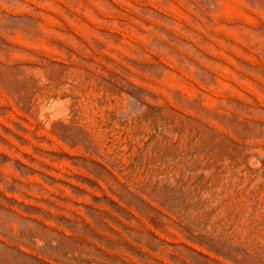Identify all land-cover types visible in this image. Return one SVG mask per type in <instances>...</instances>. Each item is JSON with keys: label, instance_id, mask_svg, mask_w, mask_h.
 I'll use <instances>...</instances> for the list:
<instances>
[{"label": "rangeland", "instance_id": "374dc122", "mask_svg": "<svg viewBox=\"0 0 264 264\" xmlns=\"http://www.w3.org/2000/svg\"><path fill=\"white\" fill-rule=\"evenodd\" d=\"M0 264H264V0H0Z\"/></svg>", "mask_w": 264, "mask_h": 264}]
</instances>
